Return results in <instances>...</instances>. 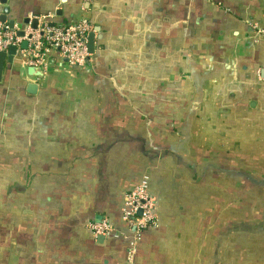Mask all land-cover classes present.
Masks as SVG:
<instances>
[{
	"label": "crops",
	"instance_id": "1",
	"mask_svg": "<svg viewBox=\"0 0 264 264\" xmlns=\"http://www.w3.org/2000/svg\"><path fill=\"white\" fill-rule=\"evenodd\" d=\"M4 1V24L94 36L84 68L4 65L0 264H264V0ZM144 178L157 224L130 254Z\"/></svg>",
	"mask_w": 264,
	"mask_h": 264
},
{
	"label": "built area",
	"instance_id": "2",
	"mask_svg": "<svg viewBox=\"0 0 264 264\" xmlns=\"http://www.w3.org/2000/svg\"><path fill=\"white\" fill-rule=\"evenodd\" d=\"M51 18V15L30 17L29 20H37L35 29L29 24L9 27L0 22V52L6 51L10 46H16L18 51L20 44L25 41L27 49L23 53L26 55V66L46 68L52 53L67 67H86L90 60L88 35L92 33L89 22L78 19L67 24L54 25L50 23ZM20 31L22 36L17 35ZM121 220L133 232L129 251L132 254L142 232L157 224L156 202L149 193L147 179L144 178L124 196ZM89 230L93 236H108L114 232L105 220L90 224Z\"/></svg>",
	"mask_w": 264,
	"mask_h": 264
},
{
	"label": "water",
	"instance_id": "3",
	"mask_svg": "<svg viewBox=\"0 0 264 264\" xmlns=\"http://www.w3.org/2000/svg\"><path fill=\"white\" fill-rule=\"evenodd\" d=\"M0 3L4 5L5 1L0 0ZM2 13H3V16L0 17V22L5 23L4 15H6L8 13V9L5 7L3 9ZM23 23H24V25L29 24L32 29H35L37 27V20L36 19H32V20L25 19ZM8 25H9V27H13V21H9ZM17 35L22 36L23 33L20 31L17 33ZM93 36H94L93 32L88 35L87 47H88V53L89 54H92V52H93V46H92ZM26 46H27V43L24 41L20 44L19 48L20 49H26ZM16 52H17L16 46H10L6 51L0 52V80H1V76L3 73L5 63L11 64L14 56L16 55ZM26 74L28 77H41V72L36 67H27L26 68ZM35 88H36L35 85H29L27 91L29 93H33ZM138 214H140V212H138Z\"/></svg>",
	"mask_w": 264,
	"mask_h": 264
},
{
	"label": "trees",
	"instance_id": "4",
	"mask_svg": "<svg viewBox=\"0 0 264 264\" xmlns=\"http://www.w3.org/2000/svg\"><path fill=\"white\" fill-rule=\"evenodd\" d=\"M54 25H63V24H54Z\"/></svg>",
	"mask_w": 264,
	"mask_h": 264
}]
</instances>
